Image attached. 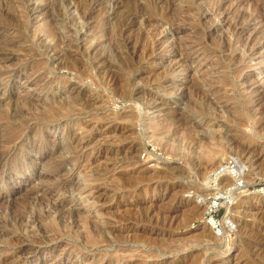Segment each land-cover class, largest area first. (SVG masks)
<instances>
[{
	"label": "rangeland",
	"instance_id": "1",
	"mask_svg": "<svg viewBox=\"0 0 264 264\" xmlns=\"http://www.w3.org/2000/svg\"><path fill=\"white\" fill-rule=\"evenodd\" d=\"M43 1L69 28L0 21V264H264V0L244 2L236 58L213 42L241 0ZM91 40L115 42L110 65Z\"/></svg>",
	"mask_w": 264,
	"mask_h": 264
},
{
	"label": "bare ground",
	"instance_id": "2",
	"mask_svg": "<svg viewBox=\"0 0 264 264\" xmlns=\"http://www.w3.org/2000/svg\"><path fill=\"white\" fill-rule=\"evenodd\" d=\"M1 1V0H0ZM3 1V0H2ZM9 1V0H8ZM8 1H6V2H8ZM11 1V0H10ZM18 1V4H17V8L18 9H20V11L18 12L20 15H21V17L19 18V17H15V15L17 14V13H13L12 11H14L13 9L11 10L10 8H12L11 6H13V8L15 7V5H11L10 3V5H9V8H5V6L7 5H4L5 4V0H4V4H2V2H1V4H0V21H1V25H4V24H7V23H9V24H13V23H15L13 26H15L16 28H21V26H23V25H25V23H21V18H23V16H24V14H33V13H35L36 12V14L38 13V15H45L46 17H50V18H48V19H46L47 20V22L48 21H50L51 22V24L50 25H52V23H54V24H58L61 28H69L68 27V21L66 22L65 20L64 21H60L58 18H55L54 19V17L52 16V14H50L49 13V10L53 7V5L52 4H54V2H52V4H50L49 2L47 3V2H44L43 0H40V1H42V2H44L43 4H38L39 3V1L36 3V2H33L32 0H17ZM48 1H50V0H48ZM189 1V0H188ZM226 1V0H225ZM248 2V0H241V2L239 1V5L241 4V6H242V4H243V7H244V5H246L244 2ZM182 2V1H181ZM233 2V1H232ZM190 3V2H189ZM214 3H215V1H214ZM213 3V4H214ZM231 3V2H230ZM229 2H228V4H230ZM216 8H220V9H222L223 7H224V5H225V3H223V0H216ZM232 4V3H231ZM263 4V3H262ZM50 5L52 6L51 8H50ZM62 5V4H61ZM8 6V5H7ZM202 6V5H201ZM214 6V5H213ZM227 6V5H226ZM238 6V5H237ZM237 6H235V7H237ZM247 6V5H246ZM245 6V7H246ZM264 6V5H263ZM263 6H261V5H259V7H258V10H259V12H260V14H261V18L262 19H264V17H262V16H264V14H263V12H264V7ZM190 7V6H189ZM234 7V8H235ZM244 7V10L242 11V9L241 10H238V8H236V10H234V11H237V12H235V15L233 14V13H231V12H233V8L231 9L232 11L231 12H228V14H229V16H230V18H228L227 17V19H229V23H230V36H232V40H230V38H228V40L225 38V41L224 42H222L221 43V41L219 42V40L217 41H214L213 42V44H214V47H220V48H223V50H225V51H227V50H229L230 52H232L231 54H232V57L233 58H236V57H239V56H241V54H240V50H243L244 52L246 51V50H249L248 49V43L246 42V41H248V38L247 39H244V41H240L241 43H240V45H241V48H235V46H234V41H239L243 36H241V33L239 32V31H246L247 30V25H245L243 22L245 21V19L247 20V18H248V16H250V14L247 12V9ZM226 8V7H225ZM229 8H230V6H229ZM242 8V7H241ZM248 8V7H247ZM190 9V8H189ZM16 10V9H15ZM197 10V9H196ZM228 10H230V9H228ZM227 10V11H228ZM199 11V10H198ZM223 11V10H222ZM225 11V10H224ZM254 11V10H253ZM197 12V11H196ZM208 12V11H207ZM212 12V11H211ZM217 12V11H216ZM205 13V12H204ZM15 14V15H14ZM65 14V13H64ZM85 14V13H84ZM84 14H82L81 15V17H85L84 16ZM195 14V13H194ZM227 14V15H228ZM203 15V14H202ZM17 16V15H16ZM19 16V15H18ZM193 16H195V15H193ZM196 21L197 22H201V18H202V16H200V15H197V13H196ZM62 17V16H61ZM211 17V16H210ZM15 18H17V20H14ZM64 18V17H63ZM207 18V17H206ZM209 18V17H208ZM255 18H258V15H257V17H254V19ZM23 19H26V18H23ZM28 19V18H27ZM71 19V18H70ZM210 19V18H209ZM211 19H212V17H211ZM214 19H215V17H214ZM260 19V18H259ZM67 20V19H66ZM72 20V19H71ZM75 20V19H74ZM191 20V19H190ZM194 20V19H193ZM204 20H206V19H204ZM24 21V20H23ZM27 21V20H26ZM211 21H213V20H211ZM210 21V22H211ZM28 22V21H27ZM43 22H45V21H43ZM49 22V23H50ZM70 22V21H69ZM200 22H199V24H200ZM204 22V21H203ZM209 22V21H208ZM263 23V22H262ZM247 24V23H246ZM49 25V24H48ZM158 25V24H157ZM208 25H210V24H208ZM97 26V25H96ZM205 26V25H204ZM249 26V25H248ZM48 27V26H47ZM75 27H76V25H75ZM90 27V26H89ZM239 27V28H238ZM23 28V27H22ZM201 28V27H200ZM250 28V27H249ZM248 28V29H249ZM51 29H53V27L52 26H49V30H51ZM36 30V29H35ZM42 30H45L46 31V28L44 29V27L42 28ZM123 30V29H122ZM121 30V35H122V33L124 34L125 32L124 31H122ZM218 30V29H217ZM221 31H222V29H220ZM229 30V29H228ZM250 31H251V29H249ZM249 30H247V31H249ZM47 31H48V29H47ZM46 31V32H47ZM55 31V30H54ZM53 31V32H54ZM104 31V30H103ZM220 31V32H221ZM260 31V30H259ZM49 32H52V30L51 31H49ZM48 32V33H49ZM200 32V31H199ZM198 32V33H199ZM209 32V31H208ZM219 32V33H220ZM44 33V32H43ZM210 33V32H209ZM223 33H224V31H223ZM260 33H262V34H260V35H263L264 36V29H263V31L262 32H260ZM31 34V33H30ZM41 34H42V32H41ZM47 34V33H46ZM54 34V33H53ZM53 34H52V36H53ZM71 34V33H70ZM199 34H201V33H199ZM227 34V33H226ZM229 34V33H228ZM245 34V33H244ZM258 34V33H257ZM49 36L51 35V34H48ZM205 35V34H204ZM210 35V34H209ZM208 35V36H209ZM212 35V34H211ZM210 35V36H211ZM248 35H249V37L251 36V33L250 32H248ZM259 35V34H258ZM258 35L256 36V38H259L258 37ZM35 35H32V38H35L34 37ZM47 36V35H46ZM67 36V35H66ZM216 36V35H215ZM221 36V35H220ZM223 36V35H222ZM48 37V36H47ZM101 37V36H100ZM211 37H213L214 38V36H211ZM248 37V36H247ZM201 38V37H200ZM246 38V37H245ZM28 39H29V37H28ZM39 39V38H38ZM85 39H87V38H85ZM127 39H129V37L127 38ZM12 40V39H11ZM214 40V39H213ZM212 40V41H213ZM234 40V41H233ZM246 40V41H245ZM258 40V39H257ZM44 39H42L41 38V40L40 41H38V43L39 44H42L43 46L42 47H44V50L45 51H47V50H50L51 49V51L53 50L54 51V46L53 45H50V44H46V45H44ZM92 41V40H91ZM211 41V42H212ZM38 43H35V44H38ZM35 44H33V46H35ZM69 44H67V46H68ZM116 44H115V42L112 44V46L110 47V48H106L105 46H104V43H102V42H97V43H94L93 41L92 42H86V44L84 45V46H82L80 49L81 50H84V52H86V54H88V55H90V57L92 56L93 58L92 59H94L93 61H94V63L95 64H97V65H100V66H108V65H110V59H109V56H111V55H113V53L114 52H116V49L118 48L117 46H115ZM202 45V44H201ZM170 46V49H171V51L173 50L175 53H180V54H182V50H183V48L184 47H182L181 45H179V44H177V43H172L171 45H169ZM247 47V48H246ZM251 47V46H250ZM27 49V48H26ZM58 49V48H57ZM215 49V48H214ZM64 50V49H63ZM68 50V49H67ZM79 50V49H78ZM104 50V51H103ZM216 50V49H215ZM222 50V49H221ZM223 50H222V52H223ZM251 50V49H250ZM27 51V50H26ZM44 51V52H45ZM62 51V50H61ZM66 51V50H65ZM172 51V52H173ZM57 52V51H56ZM216 52V51H215ZM65 54V53H64ZM176 54V55H177ZM179 54V55H180ZM183 54H184V52H183ZM242 57V56H241ZM232 58V59H233ZM113 61V60H112ZM66 61H64V62H62V61H58L57 62V64L58 65H61V66H65L66 65V63H65ZM44 63V62H43ZM34 64V63H33ZM36 64H37V62H36ZM70 66V65H69ZM185 83V82H184ZM184 85V84H183ZM176 93V92H175ZM262 96H264V94L262 95ZM264 100V99H263ZM263 105H264V103H263ZM54 106V105H53ZM65 108V107H64ZM51 111V110H50ZM57 111V110H56ZM36 113V112H35ZM50 113V112H49ZM13 114V113H12ZM37 114V113H36ZM42 114V113H41ZM52 115V114H51ZM16 116V115H15ZM49 116V115H48ZM48 116H47V118H48ZM5 117V116H4ZM11 117V116H10ZM12 118V117H11ZM14 119H15V117H13ZM41 118V117H40ZM50 118V117H49ZM6 119H7V117H6ZM5 123V122H4ZM5 125V124H4ZM191 129V128H190ZM21 130V129H20ZM158 137V136H157ZM157 137H155V138H157ZM177 144V143H176ZM11 145V144H10ZM237 184L240 186V188L244 185V182L243 181H241V180H239V179H237ZM228 191H230L231 193L230 194H228V196H224V195H221V196H217L216 198H218L219 197V199L220 200H224L223 202L224 203H226L227 205H230V204H232L233 203V199H234V196H235V191H236V189H232V188H229L228 189ZM257 194V193H256ZM258 194H262L263 196H264V188L263 189H260L259 191H258ZM22 201V200H21ZM209 202H211V201H209ZM24 204V203H23ZM219 204V202L217 201V200H213V203L212 204H210V205H208V204H204L203 205V215L204 214H208L210 211H212L217 205ZM25 205V204H24ZM59 208L57 207V210H58ZM228 209H230V208H228ZM38 212V211H37ZM24 213V212H23ZM36 214V213H35ZM61 215H63L64 216V212H62L61 211V213H60ZM22 215V214H21ZM27 216V215H26ZM227 216V215H226ZM40 217V216H39ZM41 218V217H40ZM57 218H58V216H57ZM61 218V217H60ZM213 218V217H212ZM38 219V218H37ZM61 219H63V218H61ZM66 219V218H65ZM214 219V218H213ZM226 219H228V218H226ZM19 220V219H18ZM43 220V219H42ZM52 220V219H51ZM60 220V219H59ZM91 220V219H90ZM90 220H89V222H90ZM215 220V219H214ZM22 221V220H21ZM20 221V222H21ZM39 221V220H38ZM52 221H54V220H52ZM57 221H58V219H57ZM216 221V220H215ZM215 221H213L212 219H209V221H207V224L208 225H211V226H213L214 227V225L216 224V222ZM223 221H225V220H223ZM227 221V220H226ZM225 221V222H226ZM16 222V221H15ZM19 222V223H20ZM42 222V221H41ZM88 222V223H89ZM17 223H18V221H17ZM58 223V222H57ZM60 223V225L61 226H64V227H69V225H64V223L62 224L61 222H59ZM58 223V224H59ZM87 222H86V224L87 225H89ZM39 224V223H38ZM48 224V223H47ZM51 225H49V226H46V224H45V226L47 227V229H48V227H51L50 228V230H52V229H55V228H53V227H55V225H54V223H50ZM82 224V223H81ZM19 225V224H18ZM42 225V224H41ZM41 225H38V228H37V230H39V231H44V230H47V229H44V227H42ZM87 225H83V226H87ZM21 226V225H20ZM37 226V225H36ZM90 227H92V229L90 230V233H92V234H94V236H92V238L90 239V242H92V243H95L96 241H97V237H99V238H102L103 236H102V227L101 226H99V225H97V224H95L92 220H91V222H90V225H89ZM32 227V226H31ZM24 228V227H23ZM83 228V227H82ZM87 228V227H86ZM89 228V227H88ZM87 228V229H88ZM95 228V229H94ZM85 229V228H84ZM216 229V228H215ZM49 230V229H48ZM67 230V229H66ZM218 230V229H217ZM29 231V230H28ZM53 231V230H52ZM68 231H70V230H68ZM11 232V231H10ZM9 232V233H10ZM13 232V231H12ZM14 232H16V231H14ZM30 232V231H29ZM49 232V231H48ZM102 233V234H101ZM10 234H12V233H10ZM16 234V233H15ZM66 234V233H65ZM81 234V233H80ZM8 235V234H7ZM6 235V236H7ZM18 235V234H17ZM85 235V234H84ZM88 235V234H87ZM87 235H85V236H87ZM5 236V237H6ZM14 236V235H13ZM79 236V235H78ZM106 236V235H105ZM11 237V236H10ZM20 237V236H19ZM19 237L18 236H16V237H12V238H10V245H14V244H16L17 243V241L19 240ZM1 238V237H0ZM36 238V237H35ZM80 238V237H79ZM6 239V238H5ZM87 239V238H86ZM34 240V239H33ZM102 240L104 241V240H106V239H103L102 238ZM115 240V239H114ZM25 241V240H24ZM37 241V240H36ZM102 241V242H103ZM6 242V241H5ZM101 242V243H102ZM153 242V241H152ZM8 243V242H7ZM110 264V263H109Z\"/></svg>",
	"mask_w": 264,
	"mask_h": 264
},
{
	"label": "built area",
	"instance_id": "3",
	"mask_svg": "<svg viewBox=\"0 0 264 264\" xmlns=\"http://www.w3.org/2000/svg\"><path fill=\"white\" fill-rule=\"evenodd\" d=\"M263 188H264V184H263V186H261L260 189H263ZM230 193H231V192L228 191V192H226V193L224 194V196H228V194H230ZM216 197H217V196H216ZM216 197H215L216 200H220L219 197H218V198H216ZM218 205H219V204H218ZM218 205H217V206H218ZM210 212H211V211H210ZM210 212H209V213H210ZM209 213H208V214H209ZM220 226H221V224H220L219 222H217V223L214 225V227L217 228V229H218Z\"/></svg>",
	"mask_w": 264,
	"mask_h": 264
}]
</instances>
